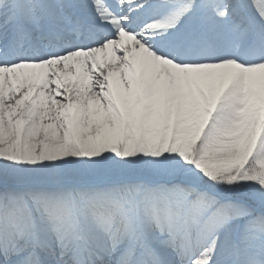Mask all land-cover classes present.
Returning <instances> with one entry per match:
<instances>
[{
    "label": "snow or ice",
    "instance_id": "1",
    "mask_svg": "<svg viewBox=\"0 0 264 264\" xmlns=\"http://www.w3.org/2000/svg\"><path fill=\"white\" fill-rule=\"evenodd\" d=\"M0 264H264V0H0Z\"/></svg>",
    "mask_w": 264,
    "mask_h": 264
}]
</instances>
